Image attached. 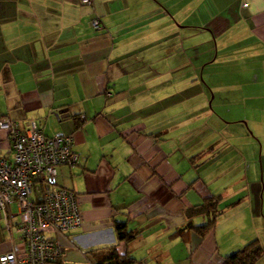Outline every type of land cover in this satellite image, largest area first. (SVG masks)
Returning a JSON list of instances; mask_svg holds the SVG:
<instances>
[{
	"label": "crops",
	"instance_id": "1",
	"mask_svg": "<svg viewBox=\"0 0 264 264\" xmlns=\"http://www.w3.org/2000/svg\"><path fill=\"white\" fill-rule=\"evenodd\" d=\"M1 119L74 138L79 164L58 183L84 221L59 239L65 264L112 247L132 264L264 249V0H0ZM208 198L203 236L190 226L207 216L186 212Z\"/></svg>",
	"mask_w": 264,
	"mask_h": 264
},
{
	"label": "built area",
	"instance_id": "2",
	"mask_svg": "<svg viewBox=\"0 0 264 264\" xmlns=\"http://www.w3.org/2000/svg\"><path fill=\"white\" fill-rule=\"evenodd\" d=\"M81 2L93 5V0ZM91 26L102 28L98 18ZM0 131L10 142L0 154V224L10 238L0 264H65L59 239L79 231L84 221L78 195L58 183L60 167L79 164L74 138L49 136L35 121L23 129L1 119Z\"/></svg>",
	"mask_w": 264,
	"mask_h": 264
},
{
	"label": "trees",
	"instance_id": "3",
	"mask_svg": "<svg viewBox=\"0 0 264 264\" xmlns=\"http://www.w3.org/2000/svg\"><path fill=\"white\" fill-rule=\"evenodd\" d=\"M216 205V198H208L204 203L189 209L186 214L190 221L193 217L200 214H204L208 218L207 224L201 227L191 225L190 229L198 230L203 236L212 231L216 226L217 217L219 216H216L214 213ZM115 231L120 241L129 243L136 238V235L126 232L125 224L116 223ZM95 252L91 251L90 253L93 255ZM263 254L264 249L261 244L257 240H253L238 252L225 257L223 264H257ZM96 258V264H132L134 262V259L128 254L119 255L115 247H112L107 254H102V256H97Z\"/></svg>",
	"mask_w": 264,
	"mask_h": 264
},
{
	"label": "rangeland",
	"instance_id": "4",
	"mask_svg": "<svg viewBox=\"0 0 264 264\" xmlns=\"http://www.w3.org/2000/svg\"><path fill=\"white\" fill-rule=\"evenodd\" d=\"M216 54H217V50H216V48H215V49H214V54H213L211 60L215 59ZM212 96H213V95H211V98H212ZM2 227H3V225L0 224V230H1ZM5 235H6V239L9 240V239H10V238H9V234H6V233H5ZM8 244H9V243H8ZM73 262H74V263H70V264H86V263H79V262H77V261H73Z\"/></svg>",
	"mask_w": 264,
	"mask_h": 264
},
{
	"label": "water",
	"instance_id": "5",
	"mask_svg": "<svg viewBox=\"0 0 264 264\" xmlns=\"http://www.w3.org/2000/svg\"><path fill=\"white\" fill-rule=\"evenodd\" d=\"M63 112H64V111H60V113H59V114L61 115V114H63Z\"/></svg>",
	"mask_w": 264,
	"mask_h": 264
}]
</instances>
